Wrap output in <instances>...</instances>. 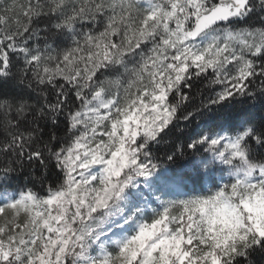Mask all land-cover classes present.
<instances>
[{
	"label": "snow or ice",
	"instance_id": "1",
	"mask_svg": "<svg viewBox=\"0 0 264 264\" xmlns=\"http://www.w3.org/2000/svg\"><path fill=\"white\" fill-rule=\"evenodd\" d=\"M0 264H264V0H0Z\"/></svg>",
	"mask_w": 264,
	"mask_h": 264
}]
</instances>
